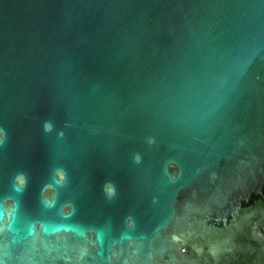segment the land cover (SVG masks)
Here are the masks:
<instances>
[{
  "label": "water",
  "instance_id": "95a60500",
  "mask_svg": "<svg viewBox=\"0 0 264 264\" xmlns=\"http://www.w3.org/2000/svg\"><path fill=\"white\" fill-rule=\"evenodd\" d=\"M0 264H264V0H0Z\"/></svg>",
  "mask_w": 264,
  "mask_h": 264
},
{
  "label": "snow or ice",
  "instance_id": "6c2138e0",
  "mask_svg": "<svg viewBox=\"0 0 264 264\" xmlns=\"http://www.w3.org/2000/svg\"><path fill=\"white\" fill-rule=\"evenodd\" d=\"M17 190H19V189H17ZM107 191L109 192V194H111V187L110 186H108V188H107Z\"/></svg>",
  "mask_w": 264,
  "mask_h": 264
},
{
  "label": "clouds",
  "instance_id": "9594fccd",
  "mask_svg": "<svg viewBox=\"0 0 264 264\" xmlns=\"http://www.w3.org/2000/svg\"><path fill=\"white\" fill-rule=\"evenodd\" d=\"M48 126L47 125H45V128H47Z\"/></svg>",
  "mask_w": 264,
  "mask_h": 264
}]
</instances>
